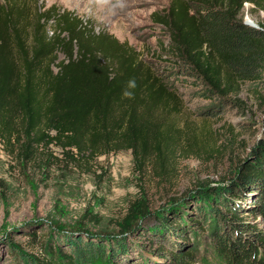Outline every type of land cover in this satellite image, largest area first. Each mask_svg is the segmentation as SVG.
Returning a JSON list of instances; mask_svg holds the SVG:
<instances>
[{
    "label": "trees",
    "instance_id": "1",
    "mask_svg": "<svg viewBox=\"0 0 264 264\" xmlns=\"http://www.w3.org/2000/svg\"><path fill=\"white\" fill-rule=\"evenodd\" d=\"M244 3L264 13V0H169L150 13L167 39L157 54L178 74L194 77L213 101L204 113L264 75V23L244 22ZM170 84L132 45L65 8L0 1V145L17 164L42 171L70 166L97 177L99 156L130 150L138 177L149 168L164 181L182 153V127L172 120L182 98ZM260 126L227 180H201L186 193L195 203L189 212L175 209L186 195L152 211L139 190L111 231L85 229V221L99 222L86 208L68 228L29 229L24 245L10 250L12 262L208 264L211 257L264 264V227L255 222L257 216L264 222V116Z\"/></svg>",
    "mask_w": 264,
    "mask_h": 264
},
{
    "label": "rangeland",
    "instance_id": "2",
    "mask_svg": "<svg viewBox=\"0 0 264 264\" xmlns=\"http://www.w3.org/2000/svg\"><path fill=\"white\" fill-rule=\"evenodd\" d=\"M36 1L44 6L54 3L88 21L95 31H104L120 42H127L163 74L182 98V110L172 118L182 127V153L174 156L170 175L160 181L149 168L138 177L130 150L99 156L94 164L96 177L70 166L52 165L44 171L33 164L22 166L0 145V264H14L10 250L14 245H24L25 233L31 228L46 231L49 223L68 228L76 225L88 208L99 222L85 221L81 225L91 232L111 231L139 190L145 191L149 209L153 211L172 197L186 195L198 181L227 180L262 133L264 75L256 82H243L237 93L229 94L220 107L204 113L213 101L200 94L197 80L178 74L164 55L157 54L158 42L167 39L163 29L151 21L150 13L166 6L169 0ZM243 6L244 22L255 26L264 23L262 11L250 8L248 3ZM57 55L63 58L61 52ZM52 150L60 156L59 149L52 147ZM190 200L186 195L175 209L189 212L195 205ZM38 219L42 224L36 226ZM255 222L264 227L260 216ZM151 223V219L147 221L148 225ZM153 245L146 247L149 256L155 255ZM136 249L139 246H134V255ZM208 264L225 262L210 257Z\"/></svg>",
    "mask_w": 264,
    "mask_h": 264
},
{
    "label": "water",
    "instance_id": "3",
    "mask_svg": "<svg viewBox=\"0 0 264 264\" xmlns=\"http://www.w3.org/2000/svg\"><path fill=\"white\" fill-rule=\"evenodd\" d=\"M237 167V166H236Z\"/></svg>",
    "mask_w": 264,
    "mask_h": 264
}]
</instances>
